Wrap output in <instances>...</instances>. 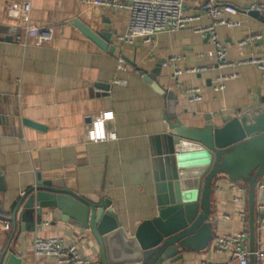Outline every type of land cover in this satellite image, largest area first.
Wrapping results in <instances>:
<instances>
[{
    "label": "crops",
    "instance_id": "0c3cea01",
    "mask_svg": "<svg viewBox=\"0 0 264 264\" xmlns=\"http://www.w3.org/2000/svg\"><path fill=\"white\" fill-rule=\"evenodd\" d=\"M25 1L30 4L28 14L23 11ZM110 1L126 5L131 0ZM203 1L185 0V15L199 16L185 28L158 33L152 44L138 40L127 45L117 41L128 23L125 6L90 7L79 0H0V253L10 243L22 264H60L52 257H35L32 242L36 237L61 238L76 245L93 264L99 260V246L89 230L54 222L50 216L33 232H22L15 240L11 222L5 219L19 197L35 184L37 173L74 179L80 192L109 199L110 210L128 235L141 221L156 215L153 153L155 137L167 131L166 96L156 93L145 76H153L161 88L176 94V117L186 127L202 128L208 122L220 126L223 116L236 115L255 98L264 103L260 70L237 64L261 53L264 25L244 11L249 0H234L238 11L223 17L239 25L217 28L228 51L226 59L234 64L219 68L208 36L193 31V27L209 23L200 9ZM103 18L115 31L110 42L129 60L130 69L118 70V58L100 50L74 25L79 20L96 31ZM28 24L38 29L27 35L24 28ZM254 32L262 33L260 40L238 44ZM171 56L180 58L163 66ZM174 67L201 71L183 73L176 85L170 77ZM221 74L237 76L215 92L211 84ZM115 80L125 84L116 85ZM194 86L200 87L201 100L191 102L186 90ZM24 119L41 128L24 125ZM226 180L218 176L213 183L212 220L217 221L213 235L248 232V198L233 202L235 193ZM240 209L247 210L244 219L233 214ZM259 212L255 210V222L261 219ZM223 213L232 217L223 219ZM257 240L264 247V230L255 229ZM203 258L228 261L214 254L209 240L204 247L185 250L183 258L172 264H198Z\"/></svg>",
    "mask_w": 264,
    "mask_h": 264
},
{
    "label": "water",
    "instance_id": "95a60500",
    "mask_svg": "<svg viewBox=\"0 0 264 264\" xmlns=\"http://www.w3.org/2000/svg\"><path fill=\"white\" fill-rule=\"evenodd\" d=\"M246 9L248 6L245 7ZM264 25V12L248 10ZM74 25L100 50L129 60L110 42L109 20L99 30L77 20ZM157 73V70H155ZM147 75L144 80L158 94L166 96L167 131L156 136L154 150L157 212L141 221L128 235L110 200L99 194L80 192L74 179L61 175L36 174L35 184L16 201L11 216L15 240L22 232H33L46 216L90 231L99 246L97 264H167L183 258V252L204 247L213 237L211 196L218 176L247 183L248 241L255 244V184L264 173V103L258 98L241 106L236 115H225L223 123L208 122L202 128L186 127L176 117L177 96L161 88ZM26 126L41 128L27 119ZM2 176L0 173V184ZM262 219L264 211L258 213ZM0 264H22L8 243L0 253ZM249 264H253L252 254Z\"/></svg>",
    "mask_w": 264,
    "mask_h": 264
},
{
    "label": "built area",
    "instance_id": "2783aa9c",
    "mask_svg": "<svg viewBox=\"0 0 264 264\" xmlns=\"http://www.w3.org/2000/svg\"><path fill=\"white\" fill-rule=\"evenodd\" d=\"M234 0H204L200 4L202 13L209 19L206 25L193 27V31L200 35L208 36L210 42L214 45L217 66L225 68L234 64L227 60V48L218 38L217 28L219 26L235 27L239 25L238 21H233L223 17L224 13L234 14L238 11ZM80 3L87 6H103L120 8L125 6L129 10V18L124 33L117 36V41L121 44L134 45L138 40L143 44H152L154 37L161 32H175L185 28L191 21L199 18L198 15L187 16L184 13L185 0H131L129 4H121L110 0H79ZM23 11L28 14L30 11L29 2H23ZM248 10H257L264 12V0H249ZM38 29L34 24L25 26V34H31ZM262 33L254 32L247 34L238 44L240 46L253 43L260 40ZM19 39V36L17 37ZM179 56H171L162 63L163 66L173 64L179 60ZM237 64H250L257 67L264 79V47L260 54H252L247 58H242ZM118 70H128L129 65L122 58H118ZM201 71V68H187L182 70L174 67L171 72V80L178 85V78L183 73L195 74ZM237 74L218 75L212 82L213 91L219 92L225 88V81L236 77ZM114 84H125L122 80H115ZM189 101L196 102L201 100L200 87L194 86L186 90ZM227 179V178H226ZM226 186L234 191L232 201L243 203L247 199L248 187L243 181H232L227 179ZM255 210L264 211V173L257 179L255 184ZM234 215L244 219L247 214L246 209L235 210ZM232 214L223 213L221 218L230 219ZM255 229L263 231L264 221L258 219L255 222ZM257 243V245H256ZM211 249L217 256H223L228 261L216 259L209 261L205 258L200 259L198 264H249V255L252 254L253 264H264V247L260 240L255 241L252 253L249 251L248 232L241 230L232 234H214L211 239ZM32 251L35 257H52L60 264H93V260L88 256L79 253L76 245L65 243L61 238H41L36 237L32 242Z\"/></svg>",
    "mask_w": 264,
    "mask_h": 264
}]
</instances>
